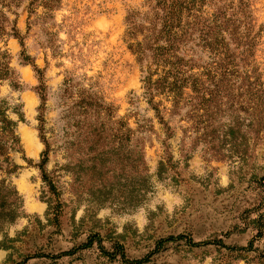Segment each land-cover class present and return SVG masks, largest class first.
<instances>
[{"label":"rangeland","instance_id":"rangeland-1","mask_svg":"<svg viewBox=\"0 0 264 264\" xmlns=\"http://www.w3.org/2000/svg\"><path fill=\"white\" fill-rule=\"evenodd\" d=\"M28 1L4 8L9 22L0 37L19 84L3 80L0 102L24 118L10 112L19 120L22 150L12 156L20 168L12 181L23 206L0 231V264H260L264 135L240 168L198 139L188 106L171 112L167 92L149 103L142 65L157 72L154 79L169 66L154 64L150 53L141 64L133 49L157 0H60L54 8L38 4L32 14ZM237 1L207 0L201 14ZM247 1L246 24L257 42L247 68L264 81V0ZM14 25L18 37L8 35ZM176 54L189 65L180 66L184 77L210 60L197 41ZM182 91L185 103L190 83ZM127 128L135 132L125 156ZM90 237L94 244L81 248ZM115 251L125 259L110 257Z\"/></svg>","mask_w":264,"mask_h":264},{"label":"trees","instance_id":"trees-1","mask_svg":"<svg viewBox=\"0 0 264 264\" xmlns=\"http://www.w3.org/2000/svg\"><path fill=\"white\" fill-rule=\"evenodd\" d=\"M27 0H0V37L5 35L9 18L4 8L21 7ZM60 0H29V13L35 12V6L43 4L46 8H54ZM211 2L215 0H210ZM207 0H157L153 6L156 13L153 18H147L145 26L147 34L138 40L133 52L137 54L138 61L145 63L149 57L154 64L166 65L163 75L154 79L157 72L151 67H143V88L151 105L156 94L169 93L172 97L173 109L171 112L179 113L180 109L188 106L187 118L191 121L194 132L200 136L198 139L208 141L210 150L218 156L227 158L233 163L239 162L240 168L249 162L253 148L264 135V81L257 72L247 67L254 56L256 37L252 29L246 24L249 16V3L247 0H238L229 5L212 6V13L202 16L201 8ZM159 10V12H158ZM30 19V17H29ZM138 28V27H137ZM13 35L18 37L17 28L11 29ZM201 46L209 53L207 60L199 73L184 77L180 66H189L177 51L189 42ZM11 55L7 50L0 49V86L3 80H10L13 88L18 89L19 84L14 80V72L10 65ZM29 63V57L23 58ZM193 61V59H189ZM190 68H193L190 65ZM39 72V69L36 68ZM158 75V74H157ZM171 79V80H169ZM190 83L192 93L185 103L183 87ZM157 115L164 125L166 134L171 135V128L155 106ZM19 115L23 121V114L18 108H13L7 100L0 102V231L22 215L23 199L13 184L12 178L20 168L12 156L13 152L22 150L21 141L17 134L19 120L12 118L10 112ZM228 116L229 119L222 121ZM126 128L127 125L124 124ZM96 131V130H94ZM98 131V130H97ZM130 128L121 135V148L125 156L130 153L127 145L134 134ZM135 150V149H134ZM143 150L138 149L135 156L137 164L142 165ZM44 154H47L45 151ZM134 157V151H132ZM47 161L45 156L41 163L44 167ZM164 162H160V172L164 170ZM47 181V176H44ZM53 190L52 182H49ZM54 192V191H53ZM55 193V192H54ZM57 218V216H56ZM94 237L81 248H89L94 244ZM102 248V247H101ZM119 248V246H115ZM117 250V249H116ZM120 256L125 259L124 252L115 251L109 255ZM258 262L264 264V251L260 253Z\"/></svg>","mask_w":264,"mask_h":264},{"label":"bare ground","instance_id":"bare-ground-1","mask_svg":"<svg viewBox=\"0 0 264 264\" xmlns=\"http://www.w3.org/2000/svg\"><path fill=\"white\" fill-rule=\"evenodd\" d=\"M31 140H32V139H31ZM33 142H34V141H31V143H30V147H29V148H31V147H32V145H34V144H33Z\"/></svg>","mask_w":264,"mask_h":264}]
</instances>
